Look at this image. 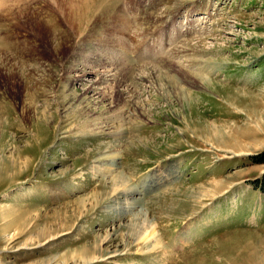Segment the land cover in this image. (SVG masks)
I'll list each match as a JSON object with an SVG mask.
<instances>
[{"label":"rangeland","instance_id":"1","mask_svg":"<svg viewBox=\"0 0 264 264\" xmlns=\"http://www.w3.org/2000/svg\"><path fill=\"white\" fill-rule=\"evenodd\" d=\"M1 20L0 264H264V0H29ZM81 46L100 65L73 87L84 68L58 67V94L101 100L35 94L25 116L24 81Z\"/></svg>","mask_w":264,"mask_h":264},{"label":"bare ground","instance_id":"2","mask_svg":"<svg viewBox=\"0 0 264 264\" xmlns=\"http://www.w3.org/2000/svg\"><path fill=\"white\" fill-rule=\"evenodd\" d=\"M29 0H27V1H25V2H23V3H20L19 2V0H0V20L3 18H5V17H7L8 15H10L12 12H14V11H16V10H18V9H20L22 6H24L27 2H28ZM122 16V15H121ZM2 21V20H1ZM0 21V22H1ZM50 23L54 26V27H58V20L57 19H53V20H51L50 21ZM0 43H1V45H0V51H6V49L5 48H7V50H10V48H13L14 47V45L13 44H11L9 41H8V39L6 38V37H4V36H1L0 37ZM70 45H72V40L70 39V38H68V37H65V36H63V40H62V42L61 41H58V43L57 44H53L52 46H53V48H54V50L56 51V52H60V51H62L65 47H69ZM84 45V44H83ZM86 46V45H85ZM82 48L81 49H79L77 52L75 51V53H77L78 55H80V57L82 58V60H83V58H85L83 61H84V63L82 62V63H79V62H77V63H73V64H70L69 66H67L66 68L63 66V60H60V63H58V64H55L56 62H52V64L51 65H48V66H45L44 67V72H45V74H46V76H44V77H42V79H36V77H37V75H35V74H33L34 72H35V70H33L32 71V78H34L35 80H36V82H32V83H28V80H26V81H24L25 82V85H24V87H25V89H24V91H25V93H24V105H23V113H24V115L25 116H27V115H29V114H31V110L33 111V108H34V106L36 105V97L37 96H47V95H49L50 93H53L54 94V99L56 100V104H58L59 103V105H61L60 107H62V111L63 112H67V111H69L68 113H70L73 109H75V110H79V111H88V110H90V104L89 103H87L86 105L84 104L85 103V101H88L89 100V98H90V100L92 99V101L94 100H101V98L100 97H95V99H93V95H89L91 92H95L96 90H97V88L93 85V87H92V85H91V87H89L87 90H85V91H83V93L81 94V95H83V96H81V98H74L75 99V101H77L72 107L70 106V108H69V106L68 107H66V105L67 104H65V105H63L64 104V102L65 101H61V98L63 97V96H65V93L63 92V94H58V87L56 86L57 85V78H55V76L53 75L54 74V70L56 71V69H59L60 68V72L61 71H63V70H69V71H80L82 68H84V72L83 73H81V75H78V76H73L72 78H70L69 79V85L68 86H74L75 85V82H77V81H84L85 79V77L86 76H89L90 75V70H89V68L91 67H96V65L94 66L93 64H92V62L93 61H96V63H97V59H99V58H101L102 56H100L99 58H98V56L96 55V57H95V55H92V53H87L86 51H88L86 48H89V47H86V48H84L83 46H81ZM94 53V52H93ZM76 54V55H77ZM74 57V56H73ZM74 58H76V57H74ZM79 58V57H78ZM9 59V58H8ZM86 59H89V62L87 61L86 62ZM15 60V59H14ZM79 60V59H78ZM73 61V60H72ZM7 62V61H6ZM74 62V61H73ZM81 62V61H80ZM10 63V62H9ZM69 63H71V62H69ZM85 63H87V65H85ZM12 64V65H11ZM57 65V66H56ZM97 65H100L99 63H97ZM12 66L14 67V68H12ZM86 66V67H85ZM59 67V68H58ZM153 68V67H152ZM14 69H15V65L13 64V63H10V66L8 65L7 67H6V70H8L9 72H12L13 73V71H14ZM19 69H20V67H19ZM150 69V68H149ZM159 70V69H158ZM43 72V73H44ZM155 75V74H154ZM23 77H24V75H22ZM154 77V76H153ZM59 78V77H58ZM24 79H25V77H24ZM107 79H109V77L107 78ZM114 79V78H113ZM152 79V78H151ZM153 80V79H152ZM103 81V80H102ZM108 81V80H107ZM110 81V80H109ZM151 81V80H150ZM163 81L165 82H168L166 79H165V77L163 78ZM61 83V82H60ZM67 83V82H66ZM100 83V82H99ZM101 83H103V82H101ZM172 84V83H171ZM65 85V84H64ZM168 85H170L169 83H167V86ZM66 86V85H65ZM167 86H166V89H167ZM172 86V85H171ZM177 86V85H176ZM67 87V86H66ZM69 87V88H70ZM68 88V89H69ZM125 88H126V92H127V94H128V97L130 98V100L132 101V104L133 105H137L135 102V99L136 98H134L133 96H134V93H136L135 91H133L131 88H130V86H128L127 84H125ZM65 89V88H64ZM68 91V90H67ZM37 96H36V95ZM68 94V93H67ZM66 94V95H67ZM80 94H78V93H75V96H74V94H73V97H78ZM131 95V96H130ZM50 96V95H49ZM57 97V98H56ZM104 97V96H103ZM102 97V99H104ZM132 97V98H131ZM47 98V97H46ZM73 99V98H72ZM73 99V100H74ZM71 100V99H70ZM89 100V102L91 103V101ZM71 102V101H70ZM73 102V101H72ZM97 102V101H96ZM93 103V102H92ZM21 105V104H20ZM1 107V106H0ZM36 107H38V106H36ZM134 107V106H133ZM32 108V109H31ZM138 109V108H137ZM136 109V110H137ZM0 110L2 111V108H0ZM138 111V110H137ZM50 112H49V106H48V104L46 105H44L43 106V109H42V114H43V116H44V118H46L47 116H48V114H49ZM142 113V111L140 112V114ZM80 114V113H79ZM143 114V113H142ZM88 115V114H87ZM36 116V115H35ZM67 116V115H66ZM77 116V115H76ZM82 116V115H81ZM80 116V117H81ZM36 117H41V115L38 113L37 114V116ZM53 117V116H52ZM42 118V117H41ZM40 118V119H41ZM143 118V117H142ZM51 119V118H50ZM102 123V122H101ZM100 123V124H101ZM97 126V125H96ZM104 127L105 128H111L112 126L110 125V124H105L104 125ZM99 128V127H98ZM100 129H101V127H100ZM99 130V129H98ZM100 131H102V130H100ZM37 134V133H36ZM37 138V137H36ZM112 161L113 160H111V162H110V164L111 165H114L113 163H112ZM123 185V186H122ZM125 185H126V179L125 178H123L122 180H121V183H118V188H119V186L121 187V188H123L122 189V192L120 191V190H118V192L120 191V193H123L124 195H126L127 196V194H129L128 193V189H127V187H125ZM116 190V189H115ZM126 192H125V191ZM114 193V192H113ZM119 194V193H118ZM117 194V195H118ZM138 226V225H137ZM137 228V227H136ZM139 232H140V236L142 235L141 233H144L143 234V239H148L149 238V236L151 235H153V232H150L149 231V228L146 226V224H143V225H140V230H139ZM52 262L51 261H44V262H42V263H40V264H51Z\"/></svg>","mask_w":264,"mask_h":264},{"label":"trees","instance_id":"3","mask_svg":"<svg viewBox=\"0 0 264 264\" xmlns=\"http://www.w3.org/2000/svg\"><path fill=\"white\" fill-rule=\"evenodd\" d=\"M263 155V153H260L252 156L251 159L256 162L263 159ZM253 184L255 185V188H258L260 192L264 193V173H262L259 177H256L253 180Z\"/></svg>","mask_w":264,"mask_h":264}]
</instances>
